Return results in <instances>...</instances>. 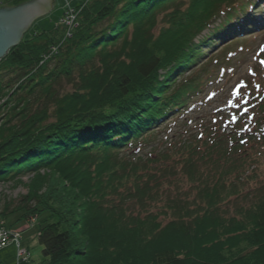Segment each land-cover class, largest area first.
Masks as SVG:
<instances>
[{"label": "trees", "instance_id": "16d2710c", "mask_svg": "<svg viewBox=\"0 0 264 264\" xmlns=\"http://www.w3.org/2000/svg\"><path fill=\"white\" fill-rule=\"evenodd\" d=\"M263 4L87 0L68 36L57 23L0 59V183L30 179L0 217L38 221L42 264H264V182L228 212L243 192L230 177L247 163L235 153L264 140V96L250 132L238 119L227 136L220 120L145 151L198 92L204 67L187 69L264 25Z\"/></svg>", "mask_w": 264, "mask_h": 264}, {"label": "rangeland", "instance_id": "374dc122", "mask_svg": "<svg viewBox=\"0 0 264 264\" xmlns=\"http://www.w3.org/2000/svg\"><path fill=\"white\" fill-rule=\"evenodd\" d=\"M27 1L30 0H0V8L14 7ZM85 1L87 0H52L50 9L33 21L22 38H27L37 31L51 29L57 23V25L65 26V30L68 31L69 26L66 23L62 24L60 20L69 15L70 18L73 17L72 23L74 24L76 14L81 9H77L76 6ZM223 18L220 16L208 29L218 25ZM257 18H260V15ZM208 29L203 31L202 36L208 32ZM63 33L66 34L65 31ZM262 47H264V25L262 24L238 34H230L213 45L211 44L203 55L197 58L195 64L186 71L193 73L204 67V70L199 72L201 86L198 92L192 95L181 113L168 116L161 122L160 131L145 151L155 146L165 149L180 138L197 135L201 132L202 126L211 127L220 120H223V123L219 128L227 136L233 135L234 123L238 119H242L243 130L250 132L253 127L249 124L254 120L251 114L255 106L253 98L256 97L257 101H260L264 95V51H261ZM68 88L66 87L65 90ZM237 90H239L238 93ZM2 103L3 100H0V106ZM7 108L0 107V123L4 121ZM263 117L264 114L260 117L256 115L257 119ZM259 128L264 129V120L260 121ZM245 149V152L242 149L235 153L237 156L243 155L247 158V163L240 167L239 175L235 173L230 177L233 181L240 178L239 182L243 192L241 197L231 199L228 205L231 209L228 208L229 213L232 212L234 202L247 205L250 199L245 201L243 195L249 189L264 182V140L257 134L245 144ZM29 183L28 177L22 178L20 182L0 183V211L5 203L15 205L22 196L26 195ZM181 187H184V184ZM16 219L13 215L0 217V220L5 222L6 228L21 235L18 246L20 250L25 251L23 255L26 259L18 256L19 249L16 243L10 241L0 249V264H42L44 260L42 247L37 240L38 221H35L33 217L19 221Z\"/></svg>", "mask_w": 264, "mask_h": 264}, {"label": "water", "instance_id": "95a60500", "mask_svg": "<svg viewBox=\"0 0 264 264\" xmlns=\"http://www.w3.org/2000/svg\"><path fill=\"white\" fill-rule=\"evenodd\" d=\"M52 0H30L0 8V59L17 45L33 21L50 9Z\"/></svg>", "mask_w": 264, "mask_h": 264}, {"label": "built area", "instance_id": "2783aa9c", "mask_svg": "<svg viewBox=\"0 0 264 264\" xmlns=\"http://www.w3.org/2000/svg\"><path fill=\"white\" fill-rule=\"evenodd\" d=\"M60 21L62 24L66 23L67 26H69L68 31L66 32V35L68 36L69 31L71 30V28L73 26V23H72L74 21L73 17L70 18V16L67 15L66 17L62 18ZM8 236H9V238H8ZM20 237H21V235L19 233L10 231V229L6 228L5 222L3 220H0V249L3 248L4 246H6V244L9 243L11 240H13V242L16 243V246L19 249L20 246H18L19 245L18 241H19ZM24 252H23V249H21V250L19 249L18 250V256L20 255L19 257H24V259H26L25 256L23 255Z\"/></svg>", "mask_w": 264, "mask_h": 264}, {"label": "snow or ice", "instance_id": "6c2138e0", "mask_svg": "<svg viewBox=\"0 0 264 264\" xmlns=\"http://www.w3.org/2000/svg\"><path fill=\"white\" fill-rule=\"evenodd\" d=\"M261 51H264V47L261 48ZM239 90H237V93H238Z\"/></svg>", "mask_w": 264, "mask_h": 264}, {"label": "bare ground", "instance_id": "6f19581e", "mask_svg": "<svg viewBox=\"0 0 264 264\" xmlns=\"http://www.w3.org/2000/svg\"><path fill=\"white\" fill-rule=\"evenodd\" d=\"M4 220V219H3ZM10 236V235H9ZM9 236H8V238H9ZM10 240V239H9ZM20 240V239H19ZM11 241H13V240H11ZM19 243H20V241H19Z\"/></svg>", "mask_w": 264, "mask_h": 264}]
</instances>
